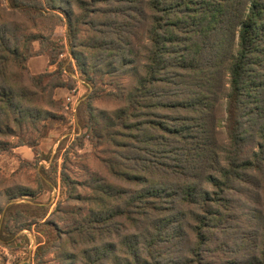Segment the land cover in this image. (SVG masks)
Masks as SVG:
<instances>
[{"label": "trees", "instance_id": "16d2710c", "mask_svg": "<svg viewBox=\"0 0 264 264\" xmlns=\"http://www.w3.org/2000/svg\"><path fill=\"white\" fill-rule=\"evenodd\" d=\"M6 2L13 17L0 19V137L39 132L52 115L34 96L58 84L28 66L34 40L49 66L57 54L38 18L66 25L82 73L99 72L100 63L118 73L109 81L122 106L83 120L97 143L116 146L109 172L132 189L96 176L89 206L63 210L73 215L69 241L76 243V231L87 244L81 262L264 264V0ZM111 127L129 131L116 139ZM113 195L115 206L107 204ZM2 199L4 240L15 234L7 221L20 202ZM98 203L107 207L97 211ZM30 206L47 223V206ZM49 245L38 241L36 253Z\"/></svg>", "mask_w": 264, "mask_h": 264}, {"label": "rangeland", "instance_id": "374dc122", "mask_svg": "<svg viewBox=\"0 0 264 264\" xmlns=\"http://www.w3.org/2000/svg\"><path fill=\"white\" fill-rule=\"evenodd\" d=\"M42 1L45 3V0ZM76 10L80 11L78 8ZM11 17L13 14L7 7L6 0H0V19ZM20 20L30 25L28 17L23 16ZM37 27L44 38L50 37V40L56 43L54 47L57 54L54 58L55 63L49 66L50 57L46 52L40 53L42 49L40 41L34 40L35 55L30 58L32 70L29 69L33 74L49 72L50 83L56 82L58 85L36 90L34 97L37 104L52 114L43 121L45 126L40 127L39 132L28 127L22 129L23 137L17 135L0 137L3 141L0 146H4V149L0 150V194L4 202L9 200L20 202L18 207H14L12 216L8 217L7 221L9 228L15 231L14 236L10 239H0V264H83L81 262L83 255L80 251L87 244L81 241L79 232L76 231L73 232L76 243L69 241L66 232L73 228L70 223L73 215L64 213L63 210L68 206L84 209L89 206L90 196L96 193L94 186L100 184L94 180L96 176L118 184L119 188L125 186L122 189H132V185L121 178L117 180L109 172L108 165L111 164L107 161L114 158L113 151L116 146L110 140L109 143L108 139L102 141L104 144L97 143L96 138L84 126L83 120L91 115L102 118L104 115L99 111H112L122 106L121 99L116 96L114 85L109 81L118 73H107L108 69L102 63L97 67L100 68L99 72H90L87 67L86 73H82L79 68L77 69L71 52L72 48L79 49L80 46L78 41L69 42L66 25L55 24V21L46 14L37 19ZM81 37L86 38L85 34L79 35V38ZM73 43L77 45L72 47ZM45 49L47 50V47ZM32 58L36 59L31 60ZM39 58L41 61H38ZM42 58H46V64ZM92 61L93 59L90 60ZM59 62L62 65L60 72L56 74ZM85 74H92L99 81L94 84ZM102 78L104 79L100 80ZM46 82L47 79L43 84ZM127 83L128 77H125L122 84L127 86ZM17 130L20 131L18 128ZM115 130H118V127L110 128L112 132ZM124 130L126 129L118 130L120 134L115 138H124L129 131ZM27 140L33 145L26 143ZM62 172L69 177L67 182L62 181ZM53 179L57 180L56 183ZM97 194L102 196V193ZM34 203L47 206L48 214L43 219L47 223L37 221L39 217L34 213L37 209L30 206ZM109 203L115 206L118 203L116 196L113 195V199L107 204ZM120 204L122 205L121 202ZM106 207V204L98 203L97 211ZM28 211L33 212L31 216H27ZM33 218L37 224L31 223ZM61 219L66 221L63 222ZM187 231L191 236L189 227ZM126 233L127 229L121 232L122 236ZM40 240L50 242V245L44 251L36 253Z\"/></svg>", "mask_w": 264, "mask_h": 264}, {"label": "crops", "instance_id": "0c3cea01", "mask_svg": "<svg viewBox=\"0 0 264 264\" xmlns=\"http://www.w3.org/2000/svg\"><path fill=\"white\" fill-rule=\"evenodd\" d=\"M36 58H37V57H36ZM36 58H32L31 60L36 59ZM42 60H43V62L46 64V62H47L46 58H42ZM38 61H41V59L39 58ZM45 64H44V65H45ZM28 66H29V68L32 70L30 59L28 60ZM39 70H40V69H39ZM33 72H34V71H33Z\"/></svg>", "mask_w": 264, "mask_h": 264}]
</instances>
